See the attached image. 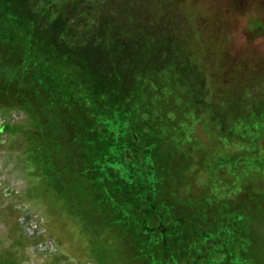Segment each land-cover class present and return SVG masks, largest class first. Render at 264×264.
<instances>
[{"label": "trees", "instance_id": "obj_1", "mask_svg": "<svg viewBox=\"0 0 264 264\" xmlns=\"http://www.w3.org/2000/svg\"><path fill=\"white\" fill-rule=\"evenodd\" d=\"M187 1L0 0V87L9 97L32 101L41 97L35 83L40 84L42 79L51 82L57 99L51 102L52 106L45 104L44 107L50 111V120H54L60 118L59 112L67 114L63 108L69 104L65 101L62 104V93L57 89L63 87L66 92L67 84L68 87L81 88L84 99L77 102L76 108H67L69 112H76L65 118L74 120L68 124L70 131L90 115L96 97H100L96 100L97 110L101 104L100 114H105L106 106L113 100L115 106L126 113L127 106L132 105H127L126 100L136 99L139 112L149 118L140 125L136 123L138 128L147 126L142 134L143 140L128 119L130 137L120 146H115L111 139L108 146L103 142L99 144V138L95 136L85 138L91 151L83 147L78 149L79 140L75 137L71 141L72 144L76 140L75 149L60 154L63 167L60 180L68 204L67 213L80 225L90 223L86 233L92 240L94 257L102 264H179L173 250L182 242L193 240V235L173 233L167 239L174 240L175 244L168 247L165 237L159 233V228L170 224H165L162 217L171 208L164 195L152 193L150 187H164L173 180L180 161L179 151L188 145L178 137L167 140L165 136L156 135L155 128L149 123L156 117L152 111L159 108L163 113L169 108L176 111L179 107L169 105L168 108L166 105L167 108H162L151 102L143 105L146 97L153 96L155 91L157 95L162 93L169 98L177 93L183 95L186 110L197 111V106L205 107L207 120H212L221 132H227L228 140L236 137L233 128L252 122L262 113L259 108L264 113V66H254L250 60L239 61L227 54L226 28L219 20L215 21L212 32L222 33L223 37H209L206 33L209 25L199 18L195 21L196 33L192 36L190 21L183 12L187 10ZM192 13L199 16L195 8ZM250 27L251 31H263L264 23L252 20ZM25 38L26 52L23 56H16L12 46ZM60 66L71 69L64 79ZM159 71H166L170 79L162 90H153L148 84H157L164 79ZM176 80L180 82L182 92H176ZM177 144L178 149L181 146L179 151L176 150ZM250 144V150L222 158L195 144L192 149L195 157L197 155L196 158L206 165L211 162L213 165L264 164V133L257 134ZM122 145L123 154L120 153ZM155 145H165L162 153ZM111 149H114L113 154L109 153ZM132 150H137L138 156H133ZM126 156L136 166L139 165L135 161L137 157L146 160L149 165L147 173L125 174L121 166ZM160 156L161 160L158 159ZM120 160L119 172L125 176H119L111 168L114 161ZM106 163L111 164L107 166ZM122 200L127 202L124 203L129 211L121 205ZM180 212L176 210L177 214ZM117 215L129 219L138 233L137 240H131L122 231L117 224ZM144 216L155 223L149 225ZM193 219L197 227L194 231L200 232L198 227L202 220L197 215H193ZM181 222L176 221L174 225L181 228ZM200 237L194 238V242L201 241ZM221 250L220 247L209 252L200 262L197 250L192 248L186 253L191 262L186 264H239L228 256L223 260L209 261Z\"/></svg>", "mask_w": 264, "mask_h": 264}, {"label": "rangeland", "instance_id": "obj_2", "mask_svg": "<svg viewBox=\"0 0 264 264\" xmlns=\"http://www.w3.org/2000/svg\"><path fill=\"white\" fill-rule=\"evenodd\" d=\"M186 4L189 6L183 12L190 21L192 36L196 33L195 21L199 18L209 25L210 29L206 32L209 37H223L222 33L212 32L215 21L219 20L226 28L227 54L239 61L250 60L254 66H264V30H249L251 27L254 29L252 24L250 27L252 20L264 23V0H188ZM191 7L195 8L198 17L192 13ZM12 47L16 56H23L27 38ZM72 63L77 66L75 62ZM59 71L64 79L71 69L60 66ZM159 73L164 79L157 84H148L149 88L162 90L167 86V79H170L167 72ZM176 82V92H182L180 82ZM35 84L41 97L32 101L9 97L5 89L0 87V264H102L94 257L92 240L86 233L90 223L80 225L67 213L68 204L60 180L63 169L60 154L75 149L76 140L71 144L75 137L79 140L78 149L83 147L91 151L88 146L90 143L85 138L95 136L99 138V144L103 142L108 146L111 139L115 146H120L124 139L127 141L130 137L128 119L143 140L142 134L147 126L138 128L136 123L140 125L149 118L144 112H139L136 99L126 100L127 105L132 103L127 106L126 113L120 111L113 100L106 106L105 114H100L101 104L97 110L96 102L100 97H96L90 115L70 131L68 124L74 120L65 118L76 112H69L67 108H76L77 102L84 99L81 97V88L68 87L67 84L65 92L63 87H60L62 90L56 87L62 93V104L64 101L69 104L63 108L67 114L59 112L61 119L50 120V111L44 106H52L51 102L56 101L54 88L51 82L44 79L40 84ZM149 102L160 104L162 108L166 105L168 108L169 105L179 107L176 111L169 108L163 113L159 108L156 112L152 111L156 117L149 123L155 128L156 135L165 136L167 140H176L178 137L188 145L184 150H180V145V149L178 144L176 146V150H180V161L173 180L164 187H150L152 193L161 192L170 204L169 213H164L162 217L165 224H170L159 228L168 247L175 244L174 240L167 239L173 233L182 232L189 237L193 235V240L182 242L178 249L173 250L179 264L191 262L186 253L192 248L197 250L201 262L209 252L220 247L222 250L209 261L223 260L228 256L239 264H264V164L222 162L213 165L211 162L206 165L196 158L197 155L195 157L192 149L193 144L201 150L209 149L217 158L250 150L252 138L264 133L262 109H258L262 113L252 122L233 128L236 137L228 140L227 132H221L212 120H207L205 107L197 106V111H187L183 95L177 93L169 98L162 93L157 95L155 91L142 104L147 105ZM80 118H77L78 121ZM188 137L191 139L188 140ZM164 147L155 145L161 153ZM113 150H109V153L113 154ZM145 151L151 155L148 149ZM120 153L123 154V145ZM131 154L138 156L139 152L132 150ZM128 156L122 160L121 169L125 174L145 175L149 170L146 160L137 157L135 161L139 165L136 166ZM158 159L161 160V156ZM120 163L121 160L114 161L111 168L119 176H125L119 172ZM110 164L106 163L107 166ZM124 202L120 201L127 209V202ZM176 210H181L180 214ZM193 215L202 220L198 227L200 232L194 231L197 227ZM189 217V221L184 223ZM144 219L149 225L155 223L148 216H144ZM180 220L183 225L178 228L174 222ZM117 224L131 240H137L138 233L127 217L117 215ZM156 237L160 238L159 235ZM196 237L202 240L194 242Z\"/></svg>", "mask_w": 264, "mask_h": 264}]
</instances>
